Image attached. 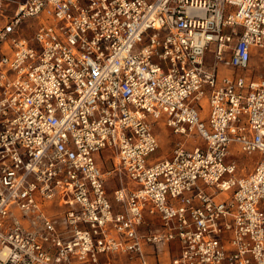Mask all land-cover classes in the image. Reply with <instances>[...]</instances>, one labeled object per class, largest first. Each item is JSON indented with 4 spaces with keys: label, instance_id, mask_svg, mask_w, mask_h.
Wrapping results in <instances>:
<instances>
[{
    "label": "built area",
    "instance_id": "1",
    "mask_svg": "<svg viewBox=\"0 0 264 264\" xmlns=\"http://www.w3.org/2000/svg\"><path fill=\"white\" fill-rule=\"evenodd\" d=\"M255 50L264 0H0V264H148L172 242L152 264H264V74H218ZM158 121L185 137L169 158ZM232 144L259 157L246 175ZM113 173L131 186L109 199Z\"/></svg>",
    "mask_w": 264,
    "mask_h": 264
},
{
    "label": "rangeland",
    "instance_id": "2",
    "mask_svg": "<svg viewBox=\"0 0 264 264\" xmlns=\"http://www.w3.org/2000/svg\"><path fill=\"white\" fill-rule=\"evenodd\" d=\"M14 8V5L10 6V10ZM38 21L36 19L30 18L24 20L22 23V36L27 38L28 40H32L33 34L35 29L38 26ZM31 46H33L35 49H37V45L33 42H31ZM2 49H5V46H2ZM207 60H210L211 55L207 54L206 56ZM259 57L253 58L251 61V67L249 68L251 70L248 71L251 76L257 75L252 69H254L255 66L258 65V67L261 68L260 72L258 75L264 74V67H262L261 62L258 60ZM252 68V69H251ZM202 107L205 110V113H207V102L204 101L202 103ZM154 132L158 136L159 139V148L152 155V158H169L171 156L172 149L174 145L179 142L184 140V136H177L172 134L161 121H158V123L154 124ZM200 143L199 139L197 137L192 136L189 139L188 145H187V150H190L193 147V141ZM235 149V148H234ZM232 150V155L230 159H235L237 161V172L238 175H246L248 172H250L254 166V164L258 160V155L253 154V155H246L240 153L238 150ZM228 161V159H227ZM111 169L110 162L104 163V170L108 171ZM112 177V174H111ZM116 179V177H115ZM114 179V180H115ZM117 185L118 181H116ZM223 196L228 197V193H224ZM153 220H156V218L153 217H148L147 218V223L152 225V228H154L156 225L154 224L155 222ZM59 226H61L62 223H58ZM179 254V247L177 242H172L170 245H167L166 247H161L158 249H155L153 246H145L144 247V255H145V260L148 264L152 263H163L169 261L171 258L177 257ZM99 261L100 262H105V261H110L113 264H141V261L139 257L133 254L129 255H121L119 253L116 254H107V255H100L99 256ZM74 264H82L79 262H74ZM85 264H90V263H85Z\"/></svg>",
    "mask_w": 264,
    "mask_h": 264
},
{
    "label": "crops",
    "instance_id": "3",
    "mask_svg": "<svg viewBox=\"0 0 264 264\" xmlns=\"http://www.w3.org/2000/svg\"><path fill=\"white\" fill-rule=\"evenodd\" d=\"M255 57H259L258 58V60L261 62V64L262 63H264V50H255L254 52H253V54H252V56H251V60H250V63H249V68L251 67V61L253 60V58H255ZM206 61H210V60H207V58H206ZM262 67H264V65H262ZM252 69V68H251ZM250 70V69H249ZM255 73H257V75H254V76H251V74L249 73V72H247V73H244V72H240V71H237V70H234V69H232V68H226V67H223V66H220L219 68H218V74L220 75V76H230V77H234V76H239V75H247V76H251L253 79H258L261 75H258L259 74V72H260V70H261V68L260 67H258V65L257 66H255L254 67V69H252ZM250 72H251V70H250ZM203 116H205L206 115V113H205V110H203ZM156 134V133H155ZM157 138H158V136H157ZM159 140V139H158ZM236 149L237 150V148H236V146L235 145H231L230 146V149H231V151L233 150V149ZM234 149V150H235ZM97 162H98V164H99V166L101 167V169H102V171L104 172V173H106V172H108V171H105L104 170V163H107V162H110V165H111V168H112V160L114 159L113 157H112V154L110 153V151H103L101 154H99L98 156H97ZM255 165V164H254ZM249 173V172H248ZM115 177H116V179H115ZM115 179V180H114ZM116 181H118V183H122L124 186H131V183L128 181V179L126 178V176L125 175H122V178L120 179L119 177H118V175L117 174H115V173H113L112 174V177H111V175L110 176H107L106 177V179H105V190H106V192H107V196H108V198L109 199H111L112 198V193H113V191H114V189L116 188V187H118L119 186V184L117 185V183H116ZM49 212H50V214L51 215H54L56 212H58V209H56L54 206H51V208L49 209Z\"/></svg>",
    "mask_w": 264,
    "mask_h": 264
}]
</instances>
